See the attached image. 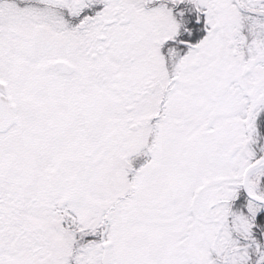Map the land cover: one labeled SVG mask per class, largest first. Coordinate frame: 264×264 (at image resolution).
<instances>
[{
    "label": "snow or ice",
    "instance_id": "1",
    "mask_svg": "<svg viewBox=\"0 0 264 264\" xmlns=\"http://www.w3.org/2000/svg\"><path fill=\"white\" fill-rule=\"evenodd\" d=\"M0 264H264V0H0Z\"/></svg>",
    "mask_w": 264,
    "mask_h": 264
}]
</instances>
